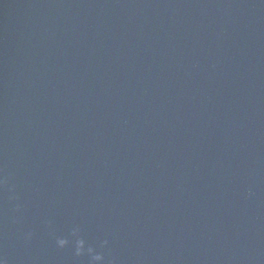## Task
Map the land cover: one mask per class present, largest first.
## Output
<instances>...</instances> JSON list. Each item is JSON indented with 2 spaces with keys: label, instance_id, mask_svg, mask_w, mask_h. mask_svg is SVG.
<instances>
[{
  "label": "water",
  "instance_id": "95a60500",
  "mask_svg": "<svg viewBox=\"0 0 264 264\" xmlns=\"http://www.w3.org/2000/svg\"><path fill=\"white\" fill-rule=\"evenodd\" d=\"M0 181L7 264H264V0H0Z\"/></svg>",
  "mask_w": 264,
  "mask_h": 264
},
{
  "label": "clouds",
  "instance_id": "9594fccd",
  "mask_svg": "<svg viewBox=\"0 0 264 264\" xmlns=\"http://www.w3.org/2000/svg\"><path fill=\"white\" fill-rule=\"evenodd\" d=\"M2 183V181H0ZM81 229L79 226H74L71 229L70 236L73 238L74 254L76 256H87V264H103L104 256L91 244H86L85 239L80 235ZM31 236V233L26 234V239ZM69 239L64 236L56 237L55 244L58 248H64L69 244ZM108 243L107 240L101 241L99 247H104ZM0 264H7L6 260L0 256Z\"/></svg>",
  "mask_w": 264,
  "mask_h": 264
}]
</instances>
